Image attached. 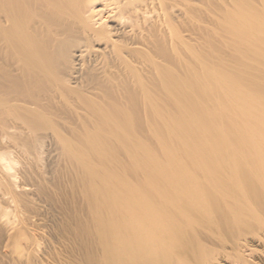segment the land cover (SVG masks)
Returning <instances> with one entry per match:
<instances>
[{
  "label": "bare ground",
  "instance_id": "1",
  "mask_svg": "<svg viewBox=\"0 0 264 264\" xmlns=\"http://www.w3.org/2000/svg\"><path fill=\"white\" fill-rule=\"evenodd\" d=\"M193 2L0 0V176L13 155L23 172L0 182L9 242L57 173L78 209L70 233L100 264H164L160 247L226 224L241 191L264 193V86L184 41L174 13ZM252 15L237 6L222 26L240 60L264 63V11ZM42 155L58 165L44 173Z\"/></svg>",
  "mask_w": 264,
  "mask_h": 264
},
{
  "label": "rangeland",
  "instance_id": "2",
  "mask_svg": "<svg viewBox=\"0 0 264 264\" xmlns=\"http://www.w3.org/2000/svg\"><path fill=\"white\" fill-rule=\"evenodd\" d=\"M193 3V11L182 7L181 15L174 13L175 26L184 41L198 54L208 58L216 69L237 72L241 80H246L244 84L253 83V90L264 86L263 60L247 51L243 54L244 60H240L229 33L222 26L227 23V13L237 6L244 7L248 14L256 15H252L254 19L259 18L264 11V0H194ZM7 151L3 149V152ZM44 156L41 167H44L42 171L45 173L58 164L56 161L51 163ZM12 157L11 164L3 165L8 177L1 175L0 182L2 185L12 183L20 186L23 172L14 161L15 155ZM60 175L57 173L51 180L52 192L47 196L46 209L29 208L25 212L29 220L18 226L22 235L20 240H23L21 243L9 242L8 232L0 226V264H100L97 252L89 249L90 243L70 233L69 229L76 228V219L69 218L74 214L76 216L78 209L71 201L74 194L67 187V179L61 175L62 181L56 180ZM4 204L0 197V207ZM223 208L226 224H196L190 240L187 238L185 244L178 240L180 247L176 241L169 242L171 245L166 243V248H159L164 253L154 260L164 264H264V193L250 195L241 191L236 201L234 199ZM237 212L243 219L238 224L234 218ZM185 245L188 247L185 248ZM32 246L36 251L30 249ZM169 246L175 251L172 247L167 248ZM16 248H28L22 259L15 254Z\"/></svg>",
  "mask_w": 264,
  "mask_h": 264
}]
</instances>
